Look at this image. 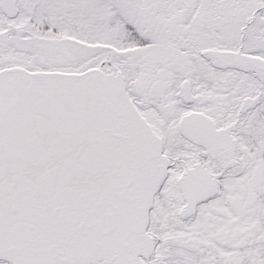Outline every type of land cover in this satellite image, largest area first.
Listing matches in <instances>:
<instances>
[{"label": "snow or ice", "instance_id": "1", "mask_svg": "<svg viewBox=\"0 0 264 264\" xmlns=\"http://www.w3.org/2000/svg\"><path fill=\"white\" fill-rule=\"evenodd\" d=\"M0 264H264V0H0Z\"/></svg>", "mask_w": 264, "mask_h": 264}]
</instances>
